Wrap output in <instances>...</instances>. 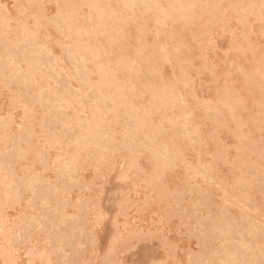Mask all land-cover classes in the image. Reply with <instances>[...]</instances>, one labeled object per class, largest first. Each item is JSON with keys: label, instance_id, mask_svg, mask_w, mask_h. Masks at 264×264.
<instances>
[{"label": "rangeland", "instance_id": "obj_1", "mask_svg": "<svg viewBox=\"0 0 264 264\" xmlns=\"http://www.w3.org/2000/svg\"><path fill=\"white\" fill-rule=\"evenodd\" d=\"M0 264H264V0H0Z\"/></svg>", "mask_w": 264, "mask_h": 264}, {"label": "bare ground", "instance_id": "obj_2", "mask_svg": "<svg viewBox=\"0 0 264 264\" xmlns=\"http://www.w3.org/2000/svg\"><path fill=\"white\" fill-rule=\"evenodd\" d=\"M127 1V0H126ZM110 2V1H109ZM101 3V2H100ZM134 4V3H133ZM157 4V3H156ZM181 6H182V4H181ZM126 7V6H125ZM187 7H189V6H187ZM90 8V7H89ZM104 8V7H103ZM99 9V8H98ZM99 10H101V9H99ZM113 10V9H112ZM125 10V9H124ZM196 10V9H195ZM203 10V9H202ZM104 11V10H103ZM166 15V14H165ZM102 17V16H101ZM125 18V17H124ZM113 20V19H112ZM99 21V20H98ZM104 21V20H103ZM111 22V21H110ZM116 26V25H115ZM41 30V29H40ZM88 32V31H87ZM115 32H117V31H115ZM122 33V32H121ZM35 34V33H34ZM68 35V34H67ZM68 37V36H67ZM159 38V37H158ZM80 40V39H79ZM159 41V40H158ZM100 42V41H99ZM115 43V42H114ZM46 44V43H45ZM94 44V43H93ZM103 45V44H102ZM45 47V46H44ZM90 48V47H89ZM78 50V49H77ZM89 50H91V49H89ZM147 50V49H146ZM46 51V50H45ZM97 52H99V51H97ZM101 52V51H100ZM86 53V52H85ZM104 53V52H103ZM99 56V55H98ZM9 58V57H8ZM121 58V57H120ZM18 60V59H17ZM102 63V62H101ZM105 63V62H104ZM110 63V62H109ZM13 64V63H12ZM120 64H122V63H120ZM140 64V63H139ZM106 65V64H105ZM131 66V65H130ZM107 67V66H106ZM122 67V66H121ZM114 68V67H113ZM131 68V67H130ZM140 68V67H139ZM29 69V68H28ZM105 69V68H104ZM112 69V68H111ZM130 72V71H129ZM138 72V71H137ZM157 78V77H156ZM182 78V77H181ZM119 79V78H118ZM122 80V79H121ZM55 81V80H54ZM149 81V80H148ZM71 82V81H70ZM100 83H101V81H99ZM109 82V81H108ZM171 82V81H170ZM132 83V82H131ZM134 85V84H133ZM156 85V84H155ZM139 86V85H138ZM153 86V85H152ZM170 86V85H169ZM150 87H151V85H150ZM149 87V88H150ZM130 88V87H129ZM152 89V88H151ZM102 91V90H101ZM118 92V91H117ZM163 92H165V91H163ZM152 93V92H151ZM57 95V94H56ZM134 95H136V94H134ZM164 95V94H163ZM152 97V96H151ZM144 99V98H143ZM164 99V98H163ZM162 99V100H163ZM114 100H116V99H114ZM145 100V99H144ZM148 100V99H147ZM136 101V100H135ZM157 103V102H156ZM43 104V103H42ZM70 104V103H69ZM94 104V103H93ZM137 105V104H136ZM95 107V106H94ZM100 107V106H99ZM103 108V107H102ZM113 109V108H112ZM146 109V108H145ZM150 109V108H149ZM92 110V109H91ZM101 110V109H100ZM95 111V110H94ZM146 111V110H145ZM152 112V111H151ZM109 113V112H108ZM107 115V114H106ZM108 117V116H107ZM162 118V117H161ZM171 118V117H170ZM101 119V118H100ZM24 122V121H23ZM149 122V121H148ZM9 123V122H8ZM74 127V126H73ZM140 129V128H139ZM191 129V128H190ZM198 129V128H197ZM196 129V130H197ZM117 130V129H116ZM105 132V131H104ZM146 134V133H145ZM4 136V135H3ZM49 138V137H48ZM193 140V139H192ZM174 141H176V140H174ZM165 143V142H164ZM92 144V143H91ZM50 145V144H49ZM83 145V144H82ZM85 145V144H84ZM88 147V146H87ZM90 147V146H89ZM61 156V155H60ZM38 159V158H37ZM59 159V158H58ZM67 159V158H66ZM62 161V160H61ZM73 161V160H72ZM74 164V163H73ZM77 164V163H76ZM233 198H235V197H233ZM227 199V198H226ZM236 202V201H235Z\"/></svg>", "mask_w": 264, "mask_h": 264}]
</instances>
